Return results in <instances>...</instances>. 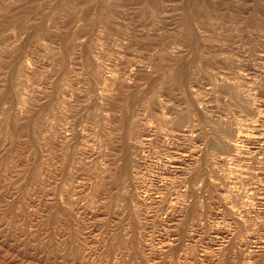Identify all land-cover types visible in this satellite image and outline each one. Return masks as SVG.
<instances>
[{"label": "rangeland", "instance_id": "374dc122", "mask_svg": "<svg viewBox=\"0 0 264 264\" xmlns=\"http://www.w3.org/2000/svg\"><path fill=\"white\" fill-rule=\"evenodd\" d=\"M0 264H264V0H0Z\"/></svg>", "mask_w": 264, "mask_h": 264}]
</instances>
